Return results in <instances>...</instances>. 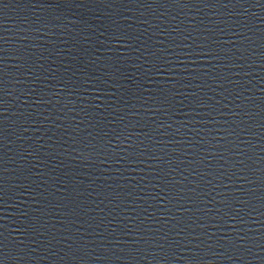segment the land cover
<instances>
[{
  "label": "water",
  "instance_id": "water-1",
  "mask_svg": "<svg viewBox=\"0 0 264 264\" xmlns=\"http://www.w3.org/2000/svg\"><path fill=\"white\" fill-rule=\"evenodd\" d=\"M0 264H264V0H0Z\"/></svg>",
  "mask_w": 264,
  "mask_h": 264
}]
</instances>
